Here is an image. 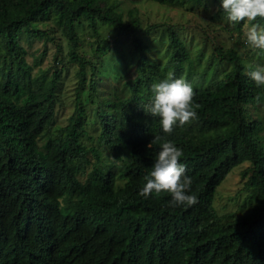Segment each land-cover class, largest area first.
<instances>
[{
    "label": "trees",
    "instance_id": "obj_1",
    "mask_svg": "<svg viewBox=\"0 0 264 264\" xmlns=\"http://www.w3.org/2000/svg\"><path fill=\"white\" fill-rule=\"evenodd\" d=\"M151 1L216 5L224 13L221 0ZM247 23H232L241 46ZM253 23L264 26V19ZM82 24L96 37L94 56L80 49ZM104 26L117 38L130 35L138 58L124 83L128 94L99 96L92 138L85 102L99 92V65L112 49L101 45ZM183 27L143 25L135 6L125 18L117 0H0V264H264V124L250 110L264 100V86L247 75L254 64L220 43H212L205 67L196 71L178 32ZM159 29L168 41L164 65L148 56L139 37ZM54 31L67 41V64ZM22 36L56 44L49 68L39 66L46 50L28 61ZM221 62L230 66L219 77ZM69 65L73 107L60 121ZM169 74L191 83L200 107L195 119L165 134L145 105L153 83ZM157 135L182 149L195 205L171 206L168 193L139 194L160 148H147ZM101 147L112 169L99 165ZM244 161L242 211L219 213L217 187Z\"/></svg>",
    "mask_w": 264,
    "mask_h": 264
},
{
    "label": "rangeland",
    "instance_id": "obj_2",
    "mask_svg": "<svg viewBox=\"0 0 264 264\" xmlns=\"http://www.w3.org/2000/svg\"><path fill=\"white\" fill-rule=\"evenodd\" d=\"M133 6L137 7L143 25L147 22L156 21H168L184 25L178 32L190 50L191 59L195 62L194 66L196 71H201L205 67L207 58L212 52V43L214 42L236 48L246 63L264 65V50L253 49L247 42L244 46L238 44L235 40L236 32L233 30V24L227 20L225 13L221 15L217 14L218 9L216 5L205 8L201 5L192 7L190 5H165L151 0H117V9L124 13L125 18L127 17L128 9ZM40 27L44 28L47 26L40 24ZM77 30L82 38L80 49L93 56L96 55L94 51L97 46L96 37L87 34V31H90L89 26L87 24L83 26L82 24L77 27ZM54 35L56 36L57 43H60L62 47L60 54L63 56L64 62H66L67 41L57 31H54ZM101 36L106 38V40H103L104 38L102 37V39L100 38L101 45L105 48L112 47V49L105 53L101 65H99V75L101 77V81L98 83L99 92L93 94L91 100L88 99L85 102L87 110L86 122L89 124L88 129L92 134V138L95 137L92 131L94 132L96 130L97 126L95 124L98 122L95 109L99 96L104 97L109 92V96H111V92L128 94V85L125 86L124 83L129 77L134 76L135 61L138 58L130 35H122L117 38L116 32L111 27L104 26L101 29ZM139 37L150 48L148 56L152 59L159 60L164 65L166 63V49L168 44L166 32L159 29L150 34L139 33ZM22 44L26 48V56L31 64L44 50L46 51L39 66L49 68L53 64L56 44L48 42L45 47L42 39L33 38L27 41L23 39V36ZM201 52L203 54L200 60H197V56ZM229 66L228 63L221 62L217 67L216 74L219 77L222 76ZM37 67L35 66L34 69H37ZM74 68L73 65H69L67 74L65 73L62 78L63 106H60L59 111L63 117H61L60 121L63 120L65 115L71 112L73 107L71 95L73 94V88L75 86ZM212 75L213 71L211 69L207 74V80ZM85 95H87V91ZM250 110L253 115L260 117L264 124V100L255 107H250ZM101 157L99 165L105 170L112 169L110 165V160L112 159L104 147H101ZM247 163V161H244L242 164L234 166L217 187L214 206H216L219 213L235 212L239 214L242 211L240 204L248 193L243 190L245 178L242 177L240 171ZM64 209L67 210L66 207Z\"/></svg>",
    "mask_w": 264,
    "mask_h": 264
},
{
    "label": "clouds",
    "instance_id": "obj_3",
    "mask_svg": "<svg viewBox=\"0 0 264 264\" xmlns=\"http://www.w3.org/2000/svg\"><path fill=\"white\" fill-rule=\"evenodd\" d=\"M221 7L229 22L236 24L247 21L246 42L253 49L264 50V26L253 23L258 17L264 19V0H221ZM248 67L252 70L247 75L257 86H264V65ZM194 95L191 83L184 77L174 78L173 74H169L159 83H153L152 98L145 108L151 116L159 118L163 132L171 134L176 126H183L196 118L195 109L200 106L194 103ZM154 144H159L160 148L139 194L148 198L153 193H168L171 206H192L198 203L196 195L188 194L192 180L185 175L186 165L180 163L182 149L159 135L151 140L147 148Z\"/></svg>",
    "mask_w": 264,
    "mask_h": 264
}]
</instances>
